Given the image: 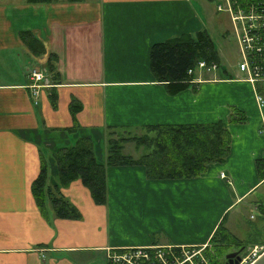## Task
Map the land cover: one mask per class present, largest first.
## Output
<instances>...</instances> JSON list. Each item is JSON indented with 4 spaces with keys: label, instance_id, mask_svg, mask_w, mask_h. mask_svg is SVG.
Here are the masks:
<instances>
[{
    "label": "crops",
    "instance_id": "obj_1",
    "mask_svg": "<svg viewBox=\"0 0 264 264\" xmlns=\"http://www.w3.org/2000/svg\"><path fill=\"white\" fill-rule=\"evenodd\" d=\"M189 1L0 2V264H98L99 261L106 264L105 255L110 250L199 246L209 240L214 225L210 223L208 226V214L204 218L207 223L204 229L203 226L197 229L195 224L187 223L179 211L172 212L176 224H172L169 215H165L171 212L170 200L180 206L186 201L187 192L178 191L177 196L168 192V197L162 198L163 217H167H162L161 226L156 222L157 229L150 226L154 217L145 213L129 214L135 220L129 229L118 227L112 217L119 213L113 211L111 202L95 205L78 180L60 189L63 198L78 211L77 220L56 218L47 202L39 210L30 193V185L38 174L41 162L46 165V185L57 183L54 155L69 148L76 140L87 139L95 159L92 138L101 140L98 144L105 152L107 127L211 123L224 119L228 111L226 107L233 106L244 112L245 124L248 123L244 129L249 130L252 136L254 123L250 120L252 112L248 96L253 98V86L244 79L202 81L199 78V71L202 70L196 69L193 85L170 96L149 71L148 51L153 44L164 42L176 33L197 32L202 28L201 23L205 22V26L216 23L219 14L223 15L222 19L226 17L225 13L216 12L215 8L209 10L206 3L193 8ZM205 15L210 21L204 19ZM19 32H29L42 45L44 54L32 56ZM48 54L57 60V79L51 82L43 71L48 85L31 89L27 67L33 64L32 60L35 63L44 57L46 60ZM34 71L39 72L37 69ZM50 94L55 97L54 106L50 104V97L48 99ZM218 97L222 100L227 98L228 103L218 101ZM137 99L142 108L134 104ZM72 100L81 110L74 116V131L67 132L72 127L67 112ZM17 101L19 103L16 104ZM113 104L145 111L129 124L118 123L109 114ZM254 107L257 111L255 102ZM158 110H161V116L156 118L154 114ZM63 115L68 123H53V117L61 119ZM125 118L128 117H122ZM257 120L260 123L259 117ZM226 129L231 139L229 155L233 147L235 152H239L250 143L251 139L247 140L239 134V127L227 124ZM253 157L254 152L247 161L250 162ZM103 161L99 160L100 163ZM243 167L251 180L254 171L251 164ZM136 168L125 169L136 172L139 178L141 173ZM213 170L214 165H211L205 172L208 177L164 181L161 185L163 189L191 186L194 191L201 187L209 196L208 190L212 186L224 183L218 175H224L225 168L215 170L219 174ZM105 171L109 196V183L113 181L110 176L117 175L121 168L108 167ZM253 180L247 185L245 182L236 184V188L254 185L258 180L255 174ZM233 183L236 181L233 180ZM148 187L152 189L150 184ZM148 200L144 205L150 206ZM198 221L203 220L199 218L193 222ZM92 256H96L97 260L85 262Z\"/></svg>",
    "mask_w": 264,
    "mask_h": 264
},
{
    "label": "rangeland",
    "instance_id": "obj_2",
    "mask_svg": "<svg viewBox=\"0 0 264 264\" xmlns=\"http://www.w3.org/2000/svg\"><path fill=\"white\" fill-rule=\"evenodd\" d=\"M57 1L65 2V0H57ZM0 2H5V0H0ZM201 3H206V5H208L209 10H211V8H264V4L260 3V1L257 2V0L250 4L244 3L243 5L239 4V0H190L188 2L189 5L192 4L191 6L193 8L195 7L194 5H196L197 7L200 6ZM207 13L209 15V11H207ZM219 15H220L219 18L215 19L217 20L216 23L212 22L211 25H206V26H205V22L203 24L201 23L202 28L199 31H197V32H203L208 36L209 40L211 41L214 47L216 54H217L216 50H218V54H219V61H218L219 68L216 71H214L215 69L210 70L209 68H201L202 71H199L200 72L199 78L202 81L203 80L210 81L213 79H219V80L244 79V81H246L247 75L240 73L237 68L238 63L240 62V56L238 53L236 40L232 33L233 27L231 26L227 15L224 14L226 17H224L223 19L220 18L223 17V15L222 14ZM206 17L207 16L205 15L204 19L206 21H210L206 19ZM195 33L196 32L190 34V36L194 38ZM177 34L179 33H176L175 35ZM44 58L42 61H37V63H39L40 65H37V63H35V61L32 60L33 64L31 66H28L27 69L30 72L36 69L39 70V72L43 76V79L40 82V84L47 86L49 81L44 77L43 66H42L43 63L46 61ZM53 58L55 59V56H53ZM55 62L56 63H54V70L56 71L57 70L56 59ZM196 67H198V64L196 65ZM29 71L27 72H28V79L30 80ZM196 73L195 76H193L195 78H196ZM225 73L228 76H230V78H228V76ZM159 84L162 83L159 82ZM224 87L225 86H219V88H224ZM251 89L253 92L252 93L253 98L251 99L250 96L248 97L251 101V112H252V116L250 120L253 121L254 123V125L251 128L254 131L252 132V136L249 130L245 131L244 129L245 126H247L248 124V123L245 124L246 119L244 123H240V122L227 123L230 110L231 109L239 110V109L234 108L233 106H227L226 110L228 109V111L225 115V118L222 120L218 119L223 121L225 128L227 124L228 125L230 124L231 126L234 125L236 127H239L238 129L239 134L244 135L245 139L247 140L251 139V141L248 145L242 147L239 152L238 151L235 152L233 147L232 153L229 155L230 141H231L229 136V147H228L229 151L227 153V156L224 158V161L221 163L212 164L214 165L213 171L216 174L218 173V171L216 172L215 170L217 169L224 170L225 168L224 170L225 172L223 171L225 176V178L223 179L224 183L220 182L219 184L212 186L208 190L209 196H207V194L205 193L206 190L201 187H199V189H195L194 187L196 191L195 192L191 188V186L189 187L185 186L184 189L181 188L163 189L161 185L162 182L164 181L195 180L200 177H208V175L205 176L206 175L205 172L208 167L204 170L203 173H201L196 178L177 179V180H168V179L157 180V179H148L145 175V169L142 165L136 166L137 167L136 169H139L141 173V176H139V178L136 176L135 174L136 172L128 171L125 169L135 166H127V165L120 167L113 166V168H121V171H118L117 175L110 176L113 181L112 183H109L110 184L109 188L111 190L109 196L106 191V186L108 182L106 180L107 179L106 176H104L105 177L104 204L105 202L110 201L113 211L115 210L117 213H119L117 216L112 217V220H114L115 224L118 227L123 229H129L130 225L135 223V220L132 219L129 216V214L133 215V213H135L136 215V213H145L144 215H152L154 217V220L151 221L150 226L154 229H157L159 226H161L160 220H162L164 214L162 198L168 197L169 194L172 196V193H174V196H177L178 191H183L185 193L187 192L188 194L186 195V201L184 200V202H182V204L178 206L175 201L170 200L169 210H171V212L169 211L170 214L166 212L165 215H169L172 224H176L173 221L174 216L172 215V212L179 211L182 214V216L186 218L187 223L190 222L191 224L192 223L195 224L197 226V229L203 226L202 228L204 229L205 226L207 225L204 218L208 214L209 215L208 218L210 219L208 221V226L210 225V223L214 225L213 227H211L213 232L211 237L213 236L214 233H216L214 237L215 239L213 241L210 237L209 240L207 239L204 245H199V246H194V245L171 246L173 247V249L164 250L165 257H166V252L169 253L170 255L177 254L180 258L182 255L185 254V256L192 255V261L196 264H225L227 261L225 259V256L230 253H234L235 256L233 257L232 261H234L235 258H238L235 264H249L252 261V259L260 252V249L261 250L264 249V177L262 179L259 178V173L255 168V160H254L259 157L264 158V88H262L261 85L254 84L253 88ZM51 95L52 94L48 96V99L49 97H51ZM257 98L262 101V104L258 102ZM253 99L257 111L255 110ZM217 100L221 101L222 99L218 97ZM136 102L137 103L134 102V104L139 108H142L140 107L141 103L138 99L136 100ZM222 102L227 104L228 103L227 98H224ZM15 103L17 104L19 102L17 101ZM113 105L114 107H111V109L109 110V114L114 119H117V121H119L118 123L129 124L132 121L139 119V117L143 115L145 111V110L136 111L137 109H134L135 107L129 109L126 107H119V105L116 104ZM80 110L81 109H79V111ZM67 112L69 115L68 117L69 122H71L72 127L74 126L73 128H75L76 124L74 121V117L72 118V116H70L68 108H67ZM77 113H75L74 116ZM242 113L244 114L243 111ZM124 116H127L128 118L122 119V117ZM154 116L156 118L160 117L161 110H158L157 113L154 114ZM244 117L246 118L245 114ZM258 117L260 123H258L257 120ZM52 120L53 123L55 124H59L63 121L68 123V121L66 120V116L64 115L62 116L61 119L53 117ZM155 120L158 121L157 119ZM180 125H188V124H180ZM150 126H164V125H160V124L146 125V126H142L141 128L129 127V130L116 129V131L112 132V134L109 135H107L110 132L107 129L108 128L107 127L105 133V146H104L105 151H106L107 139L114 140V142H116L117 147L119 148L120 154H122L126 158L129 157L133 161L140 160L144 155H148L158 151L157 144L154 140L155 132L151 130H146V128ZM143 127H145V129H143ZM117 128H123V127L119 126ZM124 128H128V127H124ZM228 135H230L229 132ZM143 136L145 137L142 139L141 142H139V139H137L136 142L120 141L128 138H141ZM92 140L95 143L96 160L98 162L99 160L105 161V157H106L105 152L103 151L102 146L98 144L101 143L100 142L101 140H96L93 138ZM164 141L167 144V141L166 140ZM98 145L100 147H98ZM168 150L170 151V155L165 154L162 157V159L160 160L161 161L160 167L163 170H178V165L174 163L172 164H174L175 166L172 165L171 161L175 157L178 158L179 156H177V152L172 151L171 148ZM252 152L255 153V157H253V159L250 162H248L247 159L250 157V154ZM261 152L262 155L260 156ZM249 164H251V167L254 169V171H252L253 178L251 180L248 179V174L243 167ZM106 168L108 167H105V169ZM254 174L255 177L258 179L256 180L254 185H252L249 188H241V187L236 188L237 187L236 184L239 185L242 182H245V185H247V183H251V182L253 183ZM233 180H235L236 183H233ZM146 182H148L152 186V189H149L148 187L149 184ZM201 186L207 187L209 185H205V186L201 185ZM168 192L169 194H167ZM225 197L227 198L226 200ZM146 199H149L147 203L150 204V206L144 205L146 204L145 203ZM135 201H137V203ZM213 212L215 213V215L217 213V215L212 216ZM199 213H201V215ZM199 218H201L203 221L201 222L198 221V223L193 222L194 219H199ZM213 219L215 222L213 221ZM156 222H158L157 224L159 226L156 225ZM209 227L207 228V230H209ZM220 228L221 230L219 231ZM93 259L97 260L96 256H92V258L85 259V262L89 261L90 263V260ZM167 260L169 261V263L172 262L171 257L170 259ZM200 261L203 262L201 263ZM98 264H104V263L103 261L102 262L99 261Z\"/></svg>",
    "mask_w": 264,
    "mask_h": 264
},
{
    "label": "trees",
    "instance_id": "obj_3",
    "mask_svg": "<svg viewBox=\"0 0 264 264\" xmlns=\"http://www.w3.org/2000/svg\"><path fill=\"white\" fill-rule=\"evenodd\" d=\"M56 1L26 0L28 4H50ZM65 1L75 2L77 0ZM255 1L239 0V4H250ZM259 1L264 4V0H257V2ZM19 37L32 56L37 57L44 54L42 45L29 32H19ZM46 57V61L42 65L43 71L45 75H49L50 81L54 83L57 79V73L54 70L55 59L50 54ZM199 62H202L205 68H210L211 65L219 68L214 47L203 32H196L194 38L190 34L179 33L164 42L153 44L148 51L149 71L158 83H162L161 85L168 95L178 94L193 85V74L188 75L187 71L195 70ZM49 100L50 104L54 106L55 97H50ZM79 109V105L73 100L68 105V111L72 118ZM245 119L242 111L231 109L227 123H244ZM73 127L68 128L67 132H72L75 129ZM107 129L110 131L107 135L112 134L116 129L129 130V128L115 127H108ZM146 130L155 132L154 140L158 151L144 155L140 160L133 161L129 157L126 158L120 154L116 142L107 139L105 161L104 163L97 162L90 142L84 138L78 139L69 148L55 153L57 183L53 182L51 186L46 185V165L41 162L38 174L30 185V193L36 207L42 210L45 202H47L56 218L77 220L79 219L78 211L60 193L61 188L75 180H78L88 191L95 205H103L105 167L142 165L148 179H192L203 173L209 165L223 162L229 151V135L221 120L188 125L150 126ZM144 137L120 141L136 142L139 139L141 142ZM164 140L167 141V144ZM170 148L179 156L171 161V164L178 165V170H163L160 167V160L165 154L170 155L168 150ZM255 168L259 173V178L262 179L264 177V158L255 159ZM215 235L216 233L211 237L213 241Z\"/></svg>",
    "mask_w": 264,
    "mask_h": 264
},
{
    "label": "built area",
    "instance_id": "obj_4",
    "mask_svg": "<svg viewBox=\"0 0 264 264\" xmlns=\"http://www.w3.org/2000/svg\"><path fill=\"white\" fill-rule=\"evenodd\" d=\"M216 12L225 13L233 27L232 33L236 40L240 62L237 65L240 73L246 74V82L254 86L261 85L264 88V8H215ZM205 68L202 62L198 63L196 69ZM210 70L215 66L211 65ZM195 70H188L187 74H193ZM43 76L40 72L32 70L30 72L29 86L31 89L44 88L41 85ZM30 89V90H31ZM33 94V93H32ZM34 95V94H33ZM262 104V101L258 99ZM220 179H224L223 174H219ZM173 249L171 246H148L144 248H124L110 250L106 252L107 264H196L192 261V255H170L164 250ZM264 251L260 252L249 263L251 264ZM199 255V254H197ZM172 258L169 263L167 259ZM201 263L203 261H200Z\"/></svg>",
    "mask_w": 264,
    "mask_h": 264
},
{
    "label": "water",
    "instance_id": "obj_5",
    "mask_svg": "<svg viewBox=\"0 0 264 264\" xmlns=\"http://www.w3.org/2000/svg\"><path fill=\"white\" fill-rule=\"evenodd\" d=\"M234 256H235L234 253H230V254L226 255L225 259L227 261L225 264H235L237 262L238 258H235V260L232 261ZM251 264H264V251Z\"/></svg>",
    "mask_w": 264,
    "mask_h": 264
}]
</instances>
